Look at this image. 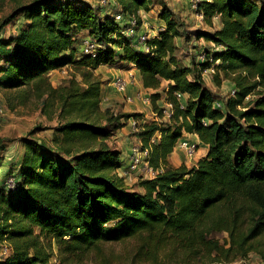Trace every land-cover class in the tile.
Instances as JSON below:
<instances>
[{"label":"trees","instance_id":"obj_1","mask_svg":"<svg viewBox=\"0 0 264 264\" xmlns=\"http://www.w3.org/2000/svg\"><path fill=\"white\" fill-rule=\"evenodd\" d=\"M150 1L117 0L125 18L148 10ZM196 10L207 26L217 18L220 28L198 31L218 49L205 52L192 77L178 64L180 31L169 11L161 13L165 29L147 39L148 50L121 37L110 13L82 0H32L3 19L0 32L17 14L25 19L17 36L0 34L5 86L31 83L39 94H56L61 116L70 118L54 146L23 137L15 172L1 169L0 157V245L9 247L0 264H51L54 254L63 264H79L106 243L125 245L129 264H210L250 254L264 262V0L202 1ZM81 32L96 42L94 54L82 53ZM210 57L213 74L237 89L221 109L202 76ZM122 60L136 67L160 118L159 100L172 104L166 122L146 121L138 133L150 165L163 168L140 176L139 189L116 173L121 151L105 143L111 131L97 121L101 80L93 70ZM69 64L85 86L72 80L54 88L47 73ZM126 116L141 121L139 112ZM184 133L197 134L207 153L194 165L173 167L167 157Z\"/></svg>","mask_w":264,"mask_h":264},{"label":"rangeland","instance_id":"obj_2","mask_svg":"<svg viewBox=\"0 0 264 264\" xmlns=\"http://www.w3.org/2000/svg\"><path fill=\"white\" fill-rule=\"evenodd\" d=\"M31 1L32 0H0V23L3 19L11 15L14 10ZM82 1L91 4L99 13H102V15L106 13L109 14L108 7L102 5V0ZM191 4V0H151L148 10L140 9L137 15L139 16L141 24L146 23L148 27L152 26L157 29L160 25H165L161 13L163 11L170 12L173 19L177 21L178 30L180 31V35L177 37L180 46H177L176 49L177 61L180 66L187 67L190 77L193 75L192 68L193 65L197 63L199 54L201 52H209V50L212 51L214 48L215 50L218 49L213 44L197 36L198 31L205 29L212 30V28H215L217 25H214L212 28L207 26L203 20L198 18L197 14L199 11H197L196 8H192ZM24 21L23 15L21 13L17 14L8 24L2 27L0 32L1 38L8 40L17 36L21 28L24 27ZM119 31L118 33L121 37H127L124 32L125 30L119 28ZM85 34L86 32H81L79 34L80 42H83L85 39L84 37H89ZM75 55L78 57L80 54L77 53ZM3 62L4 61L0 59V67L3 66ZM111 65L112 64L99 65L93 70V74L101 80L100 112L98 113L97 121L100 124H107L111 131V135L105 140V143L111 148L121 149V156H127V153L122 155L123 152H127V149H130L132 145L141 142L138 133L142 129V123L146 121H156L161 124L168 120V116L165 115L160 118L154 112L149 101V93L151 90H145L143 87V93L138 92L141 97L136 98L131 104L124 101L123 94L119 93H113L115 99L109 101V67ZM47 76L51 85L57 89L69 86L72 80L80 83L82 87L85 86L81 75L72 64L51 70L47 73ZM202 76L205 85L216 99L224 101L229 90L234 87L232 81L226 79L221 73L216 76V74L204 72ZM167 83V81L163 80L160 90H158L162 95L166 91ZM135 86L137 87V83ZM112 91L113 90H111V92ZM122 93L131 95L130 97H137L136 91L132 92L129 90V92L125 91ZM147 97L148 100L146 99ZM56 98V94L53 95V98H50L48 93L39 94L31 83L21 85L18 88L6 87L0 78L1 169H7L9 167L15 172L18 168L22 159V154L24 153V146L22 143L23 137L41 139L51 146L55 145L53 138L58 134L57 129L70 118L61 116L60 102ZM136 104H138L140 108H135ZM158 104H160V106L163 105V99H160ZM126 105H130L132 110H124ZM133 112L141 113V121L139 120L140 122L136 128L132 126L131 120L126 116ZM123 164H125V162L121 165ZM136 175L137 174H132L131 177L124 179V183L129 187L136 188L138 182V179L135 180ZM8 181L11 186H14L13 177H9ZM213 236L223 241L226 234L223 232H216L213 233ZM3 250V246L0 245V258L7 255ZM124 251L125 245L122 243H106L101 246V253H94L79 264H101V262L104 264H129ZM52 260V264H63L60 257L56 254L52 256L50 261ZM258 260L259 257L257 254H250V262H257Z\"/></svg>","mask_w":264,"mask_h":264},{"label":"built area","instance_id":"obj_3","mask_svg":"<svg viewBox=\"0 0 264 264\" xmlns=\"http://www.w3.org/2000/svg\"><path fill=\"white\" fill-rule=\"evenodd\" d=\"M192 1V8H197V5L201 3L202 1H210V0H191ZM102 5H105L108 7L109 13L114 17V19L119 23L120 28L125 30V34L128 38H134L136 41L142 46L143 49L148 50V47L146 45L147 39L156 36L159 31H163L165 27L163 25H160L157 29L150 26L148 27L146 23L141 24L139 16H136L134 14H130L125 18V14H123L120 4L117 2V0H102ZM198 18L200 20H203V14L202 12H198L197 14ZM154 31V35H151L150 33ZM97 48V44L94 40L90 38H85L81 45V51L82 53H95ZM207 56L205 52H201L198 56L197 62H206ZM210 64L209 66L205 67L202 70V75H204V72L214 73V63L212 62V58H209ZM217 62V61H216ZM204 71V72H203ZM114 84L120 91L124 90L127 84V81L125 78L121 76H117L114 80ZM237 89L235 87H232L229 92L227 93L226 97L224 99H228L231 96H236ZM176 96L178 99H183L184 94L177 92ZM125 99L127 101H133V98L130 96H126ZM148 100V97L146 98ZM224 101L220 99H215L214 106L221 109L223 108ZM181 106L183 104L181 103ZM1 111V106H0ZM163 112L166 116H170L172 113V104L165 102L164 103V109ZM132 126L135 128L138 127L139 121L130 118ZM153 140V138H152ZM177 144L180 148H182L186 155L189 158H192L198 149V144L196 142L191 141L188 138H185L184 136H181ZM149 157H150V151L147 147H142L141 142L138 144L132 145L130 148V152L128 154V162L124 165H120L118 169H116V173L123 177L124 179H127L131 177L132 174H141L142 177H153L157 173L161 172L163 170L162 167L153 168L149 163ZM3 251L5 253H9V247L3 246ZM210 264H264V262L259 258L257 262H250V255L244 259H237L231 262H225V261H215Z\"/></svg>","mask_w":264,"mask_h":264},{"label":"crops","instance_id":"obj_4","mask_svg":"<svg viewBox=\"0 0 264 264\" xmlns=\"http://www.w3.org/2000/svg\"><path fill=\"white\" fill-rule=\"evenodd\" d=\"M216 21H217V24H216ZM213 23H214V25H217L215 28H220V23H219L217 18H215ZM150 34L154 35V31H152ZM175 43H176V46L180 47L177 38L175 39ZM117 76H121V77L125 78L126 81H127L126 87L122 91L117 89V87L114 85V79ZM136 83H137V87L135 86ZM142 87L144 88V86L142 85L140 74L137 71V69H136V67L134 66L133 63H131L129 61L122 60V61H119V62H117V63H115V64H113V65H111L109 67V101L115 99V95H113V93H119V94H123L124 101L128 102L129 104H131V103H133L132 101L130 102V101H127L125 99L126 96H131V95H127V94L122 93V92H125V91L129 92V90H131L132 92L136 91L137 92L136 93L137 97H132L133 101H134L136 98H138V97L140 98L141 97L138 94V92L139 93H141V92L143 93L144 90H142ZM129 88H131V89H129ZM144 89L147 90L146 88H144ZM111 90H113V91L111 92ZM124 94H125V96H124ZM135 108H140V106L138 104H136ZM129 109H131L130 105L129 106L126 105L125 108H124V110H129ZM182 136H184L185 138L190 139L193 142H196L198 144V149H197L196 154L192 158H189L186 155L185 151L182 148H180L178 146V144L176 143L173 151L167 157L168 164L173 166V167H178V166H180L182 164H186L187 166L194 165V164H196L198 159H200L201 157L205 156L206 153H207V149H208L207 145L204 144L200 140V138L198 137L197 134L184 133ZM129 152H130V149H127V152H123L122 155L127 153V156H121V159H120L121 164L124 163V162L126 164L128 162L127 157H128ZM140 176H141V174L137 173V175L135 177L136 178L135 180H137ZM137 188L139 189L138 185L136 186L135 189H137ZM52 262H53V260L50 261L51 264H52Z\"/></svg>","mask_w":264,"mask_h":264}]
</instances>
